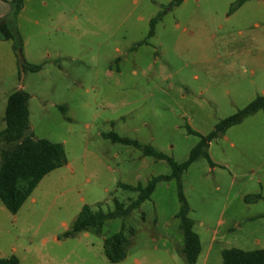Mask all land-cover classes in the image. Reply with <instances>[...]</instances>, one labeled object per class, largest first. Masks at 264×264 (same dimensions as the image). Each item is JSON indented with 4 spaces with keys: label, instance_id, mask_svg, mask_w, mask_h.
<instances>
[{
    "label": "rangeland",
    "instance_id": "374dc122",
    "mask_svg": "<svg viewBox=\"0 0 264 264\" xmlns=\"http://www.w3.org/2000/svg\"><path fill=\"white\" fill-rule=\"evenodd\" d=\"M2 1L11 12L9 1ZM173 1L25 0L9 21L22 51L0 39V132L8 96L23 90L30 96L31 132L62 144L67 164L47 175L17 214L0 201V258L16 256L20 264H186L175 180L158 183L139 209L107 221L100 234L63 238L85 205L113 211L115 198L128 204L138 196L121 184L144 187L171 173L167 161L106 135L182 163L199 135L264 96V2L246 0L231 12L238 0H184L172 7ZM160 13L150 37V21ZM22 63L42 68L30 72ZM208 153L211 162L200 157L181 184L204 251L217 236L211 257L204 262L203 255L197 264H222L223 249L262 248L256 238L264 246V218H258L264 200H244L264 196V111L219 135ZM123 228L129 258L111 263L104 240Z\"/></svg>",
    "mask_w": 264,
    "mask_h": 264
},
{
    "label": "trees",
    "instance_id": "16d2710c",
    "mask_svg": "<svg viewBox=\"0 0 264 264\" xmlns=\"http://www.w3.org/2000/svg\"><path fill=\"white\" fill-rule=\"evenodd\" d=\"M25 0H11V12L8 16L0 19V39L12 40L15 43V50L22 51V40L18 33L9 28V21L15 20L24 8ZM183 0H174L172 7L181 5ZM246 0H238L232 6L231 12L241 7ZM163 17L160 13L150 21V34L154 35V25ZM23 70L39 72L42 65L22 63ZM30 96L23 90L11 93L7 99L4 116L5 128L0 132V201L12 214H17L24 203L32 195L39 183L53 171L64 167L67 164L66 153L62 144L53 143L46 139H36L30 128ZM60 110L65 114L67 109L64 106ZM264 111V96H259L250 102L244 109L234 115L220 121L215 129L206 136H200L197 145L191 150L189 157L182 163H177L168 156L154 150L151 146H142L135 140L120 137L115 133H109L105 137L114 143H121L133 146L142 150L146 156H153L158 160H165L171 167L169 175L153 177L146 186L132 187L129 185L120 186L125 190L136 191L138 196L128 204L114 199L115 209L110 212L94 211L90 206L85 205L71 224L69 230L63 234V238H75L82 232L92 231L96 234L102 232V228L109 220L123 219L150 199L161 182L177 183L178 201L180 204L176 218L179 220V227L183 234V247L180 251L186 264H196L201 253V241L194 231V221L190 217V206L183 194L181 176L200 157L211 162L208 148L210 143L219 135L224 134L229 128L240 124L245 118ZM188 133L197 134L190 127ZM10 146V147H9ZM245 202L255 203L264 200V196H246ZM134 234L133 230L129 231ZM128 238L123 228L120 232L104 240V254L111 263H120L127 257ZM222 264H264V249L244 251L238 248L225 249L221 253ZM0 264H20L16 256L0 258Z\"/></svg>",
    "mask_w": 264,
    "mask_h": 264
},
{
    "label": "crops",
    "instance_id": "0c3cea01",
    "mask_svg": "<svg viewBox=\"0 0 264 264\" xmlns=\"http://www.w3.org/2000/svg\"><path fill=\"white\" fill-rule=\"evenodd\" d=\"M8 1H11V0H8ZM254 1L257 2V3H262V2H264V0H254ZM183 2H184V0H183ZM183 2L181 3V5L183 4ZM179 6H180V5H179ZM177 7H178V6H177ZM21 12H22V11H21ZM9 13H10V6H9V4L3 2L2 0H0V19L6 17ZM20 14H21V13H20ZM162 18H163V17H162ZM161 20H162V19H161ZM161 20H160V21H161ZM29 111H30V107H29ZM32 201L35 202L34 199H32ZM24 204H25V203H24ZM19 211H20V210H19ZM254 218H257V217H254ZM254 218H251V219H248V220H253ZM258 218H264V215H262V216H258ZM238 228H240V227H238ZM195 232H196V231H195ZM196 233H197V232H196ZM198 236H199V235H198ZM199 238H200V237H199ZM216 238H217V236H216V234H214V235L212 236V238H211V241H210V243H209V246H208L207 250H205V251H204L203 246H202V244H201L202 250H201V253H200L199 257H198L197 263H198L200 257H202L203 255H204V262H207V261H208V259L211 257L210 255H212V251L214 250V243H215V241H216ZM200 241H201V240H200ZM254 242H255V244H256L257 246H261V247H262V248H259V249H264V246L261 245V244H262V241H261V240H259L258 238H256V239L254 240ZM181 249H182V248H181ZM223 250H225V249H223ZM223 250H222V251H223ZM241 250H244V251H253V250H258V249H253V250L241 249ZM222 251H221V253H222ZM126 258H129L128 254H127V257H126ZM125 260H126V259H125ZM134 262L137 263V264L140 263V261H139L138 259H135ZM197 263H196V264H197Z\"/></svg>",
    "mask_w": 264,
    "mask_h": 264
}]
</instances>
